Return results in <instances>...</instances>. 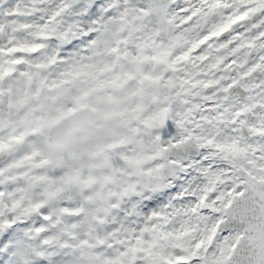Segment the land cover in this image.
Returning <instances> with one entry per match:
<instances>
[{"label": "snow or ice", "instance_id": "obj_1", "mask_svg": "<svg viewBox=\"0 0 264 264\" xmlns=\"http://www.w3.org/2000/svg\"><path fill=\"white\" fill-rule=\"evenodd\" d=\"M0 264H264V0H0Z\"/></svg>", "mask_w": 264, "mask_h": 264}]
</instances>
